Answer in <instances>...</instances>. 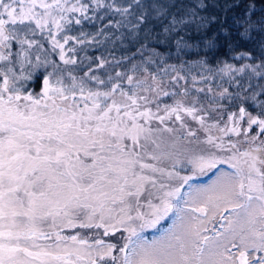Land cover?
<instances>
[{"label":"snow or ice","instance_id":"obj_1","mask_svg":"<svg viewBox=\"0 0 264 264\" xmlns=\"http://www.w3.org/2000/svg\"><path fill=\"white\" fill-rule=\"evenodd\" d=\"M206 7L0 0V264H264V59L189 88L152 47H192ZM110 38L135 51L79 55Z\"/></svg>","mask_w":264,"mask_h":264},{"label":"trees","instance_id":"obj_2","mask_svg":"<svg viewBox=\"0 0 264 264\" xmlns=\"http://www.w3.org/2000/svg\"><path fill=\"white\" fill-rule=\"evenodd\" d=\"M178 2H182V0H177ZM186 2L187 0H185ZM203 2L208 7L198 9V11L215 16L216 20L208 23L200 32L191 31L190 36L186 37V39L192 47L177 51L174 42H169L167 45L152 44V47L157 48V51L163 55L165 64L175 65L183 73L184 69L197 70L203 68L200 65L202 60L206 61L208 66L214 71L219 66L217 64L218 60H226L228 63L239 66L245 63H259L260 59H264V55H262V49H264V32L253 29L246 35L241 36L240 33L245 31L247 25H238L236 23L238 19H244V11L253 0H203ZM255 3L258 10L252 16L253 21L264 17V0H255ZM229 4L238 6L226 8ZM103 23H107V20ZM93 25L100 26L99 22L95 24L87 22L85 27L89 29ZM222 29L225 31H221ZM159 30V26H157L156 31ZM205 40L214 41V46H206L204 43ZM124 41L125 46L115 44H100L98 47L90 46L85 51L79 52V55L95 57L104 54L111 60L112 55L119 58L126 54L125 50L127 48L135 51V48L129 44L128 38H125ZM109 51H111L112 55H108ZM241 53H248L249 55L247 58H240ZM253 57L260 59H253ZM181 65H183V68H180ZM160 66L163 67V64ZM152 68L156 70V65H153ZM115 70H118V68ZM250 110L253 109L250 108Z\"/></svg>","mask_w":264,"mask_h":264},{"label":"rangeland","instance_id":"obj_3","mask_svg":"<svg viewBox=\"0 0 264 264\" xmlns=\"http://www.w3.org/2000/svg\"><path fill=\"white\" fill-rule=\"evenodd\" d=\"M184 2H185V0H183ZM175 3H177V0H175ZM181 2H178L177 4H180ZM201 15H204V16H210V15H208V14H204V13H200ZM117 19H118V17H117ZM87 22H84L82 25H79V26H76V25H74L73 26V31L70 33L71 35H77L79 32H81V31H83V32H87V33H94L95 31H96V29H97V25H93V27H91V28H89V29H86V27H85V24H86ZM208 25V24H207ZM202 29H204V28H202ZM201 29V30H202ZM119 33H117V35H118ZM101 44H115V45H122V46H125L124 44H125V41L123 40L122 42L121 41H113V39L112 38H110V39H108V40H105L103 43H101ZM77 47H80V46H77ZM243 65V64H242ZM235 66V65H234ZM239 66H241V65H239ZM239 66H236V67H239ZM118 70H121L120 68H118ZM213 72H215V70L213 71ZM98 74H101V75H103V70H100V72L98 73ZM174 74V73H173ZM200 74H203V75H210V73L209 72H207V71H205V69H203V68H201V69H197V70H194V69H184V72L183 73H181V75H186V76H188L189 77V79H188V81H187V86L189 87V88H191L192 87V81H191V76H193V75H196V76H199ZM165 79H167V78H165ZM184 81H181L180 82V84L181 85H184ZM225 86H228V85H225ZM196 87H204V85L202 84V83H198L197 85H196ZM38 90V89H37ZM231 90V89H230ZM192 95H196V93L195 92H193L192 93ZM164 99V102L165 103H171V100L169 99V98H163ZM201 99H202V102H204V103H208V100H207V98H205V97H203V95L201 96ZM192 127L193 128H195L196 127V124L195 123H193L192 124ZM207 180V178L206 177H198L194 182L195 183H203V182H205ZM166 226V225H165ZM209 227H211V225H209ZM69 233L70 232H72L73 230L72 229H68L67 230Z\"/></svg>","mask_w":264,"mask_h":264}]
</instances>
